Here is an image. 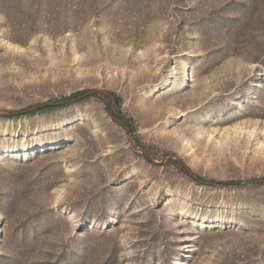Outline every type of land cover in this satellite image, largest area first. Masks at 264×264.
<instances>
[{"label": "rangeland", "instance_id": "obj_1", "mask_svg": "<svg viewBox=\"0 0 264 264\" xmlns=\"http://www.w3.org/2000/svg\"><path fill=\"white\" fill-rule=\"evenodd\" d=\"M94 89L0 116V264H264V0H0V114Z\"/></svg>", "mask_w": 264, "mask_h": 264}, {"label": "water", "instance_id": "obj_2", "mask_svg": "<svg viewBox=\"0 0 264 264\" xmlns=\"http://www.w3.org/2000/svg\"><path fill=\"white\" fill-rule=\"evenodd\" d=\"M104 96V97H107L109 98L111 101H112V107L110 109V115L111 117L114 119V121L120 125L121 127H123L124 129H126V131L128 132L129 135H131V129L124 125L120 120H118L117 118L114 117V110L117 106V100L115 98V96L108 92V91H104V90H99V89H94V90H90V91H87L84 95L76 98V99H72L71 102H78V101H82L84 100L85 98L87 97H91V96ZM58 105V103H45V104H41V105H37V106H34V107H31L29 109H26L24 111H20V112H16V113H13V114H0V116H10V115H14V116H20L21 114H29V113H35L43 108H47V107H53V106H56ZM130 143L132 144L133 141H130ZM136 150L138 151H141L142 153H144L147 157H149L148 153L145 151V150H141V149H138L136 148ZM150 160H152L150 157H149ZM171 159V158H170ZM186 171L189 173V175H191L193 178H195V176L190 172L189 169H186ZM227 182H224V181H217L215 183H207L209 185H215V184H226ZM251 184H255V185H264V179H259V180H256V181H252Z\"/></svg>", "mask_w": 264, "mask_h": 264}, {"label": "trees", "instance_id": "obj_3", "mask_svg": "<svg viewBox=\"0 0 264 264\" xmlns=\"http://www.w3.org/2000/svg\"><path fill=\"white\" fill-rule=\"evenodd\" d=\"M86 93V91H83V92H78V93H75V94H73V95H71V96H69V97H65V98H61L59 101H57V103H58V105L60 104V105H65V104H67L68 102H70L72 99H76V98H78V97H80V96H82V95H84ZM114 96H115V98H116V100H117V107H119L120 106V100H119V98L114 94V93H112ZM106 100H108V98H105ZM109 101V100H108ZM110 101L108 102V104H109V108L111 107L110 106ZM54 107H47V108H43V109H41V110H39V111H37L36 113H38V112H45V111H48V110H52ZM22 115H24V114H22ZM26 115V114H25ZM24 115V116H25ZM114 117L115 118H117L118 120H120L124 125H126V126H128L130 129H131V132H133V128H132V119H127V118H125L124 116H122L119 112H117V111H114ZM138 144V146H140V147H142V145L140 144V143H137ZM179 163L180 162H177V161H173L172 162V164H174V165H179ZM195 179L198 181V182H202V179H200L199 177H196L195 176ZM227 184H229V185H238V184H240V183H238V182H233V183H226V184H218V186H225V185H227Z\"/></svg>", "mask_w": 264, "mask_h": 264}, {"label": "bare ground", "instance_id": "obj_4", "mask_svg": "<svg viewBox=\"0 0 264 264\" xmlns=\"http://www.w3.org/2000/svg\"><path fill=\"white\" fill-rule=\"evenodd\" d=\"M56 149H58V146H52L51 148L43 147V148H41V150H40L39 152L43 153V152H47V151H49V150H56ZM31 150L37 151L38 148L35 147V146H33V147L31 148ZM29 151H30V148H29V150H27V152H26V155H27V156L29 155Z\"/></svg>", "mask_w": 264, "mask_h": 264}]
</instances>
